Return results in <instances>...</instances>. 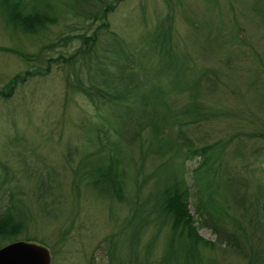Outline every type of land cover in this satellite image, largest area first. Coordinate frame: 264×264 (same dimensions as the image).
<instances>
[{
	"label": "trees",
	"instance_id": "16d2710c",
	"mask_svg": "<svg viewBox=\"0 0 264 264\" xmlns=\"http://www.w3.org/2000/svg\"><path fill=\"white\" fill-rule=\"evenodd\" d=\"M122 1L80 0L77 6L88 9L83 16L88 26L80 33L74 29L77 34L58 37L55 44L54 34L36 54L0 46V52L14 55L25 65L0 86V104L9 108L18 87L45 77L51 64L60 62L66 70L63 80L67 94L80 95L93 106L95 119H88L87 126L79 124L88 137V151L72 170L71 186L75 197H80L83 188L102 196L110 205L129 208V217L105 239L107 264H264V159L259 158L260 148L245 155L239 139L241 134L264 139V129L248 134L233 132L201 146L187 137L189 126L223 116V112L200 102V86L207 73L203 70L197 77L196 62L175 44L172 8L143 34L136 49H125L108 22L109 14ZM205 1L214 7L220 5L218 0ZM248 1L242 0L251 21L264 28V0ZM69 8L73 9V4H63V0H0V20L3 29L17 39H41L61 20L60 13L70 14ZM71 13L76 12L73 9ZM98 21L99 26L91 30ZM192 30L199 27L192 26ZM104 33L108 44L102 51L111 56L95 50L97 39ZM73 40L78 41L74 52L56 58L42 55L61 41ZM231 40L246 44L237 34ZM100 57V64H92ZM11 133L14 136L8 141L20 147L23 135L13 129L7 136ZM72 149L70 145L66 149L70 163ZM19 154L24 163L22 176L33 179L34 168L26 152ZM189 161L196 163L187 172ZM132 167L136 170L129 176L138 183L140 175V185H151L148 196L125 200L128 169ZM0 171L4 180L14 179L13 171L4 166ZM34 180L42 198L39 211L53 220L48 218L56 215L50 206L55 200L54 187L41 177ZM191 196L193 213L189 210ZM9 197L11 201L0 213V247L19 236L47 246L27 232L33 216L30 208ZM113 219L110 214L109 220ZM201 228L209 229L215 240L200 236Z\"/></svg>",
	"mask_w": 264,
	"mask_h": 264
},
{
	"label": "rangeland",
	"instance_id": "374dc122",
	"mask_svg": "<svg viewBox=\"0 0 264 264\" xmlns=\"http://www.w3.org/2000/svg\"><path fill=\"white\" fill-rule=\"evenodd\" d=\"M218 1L220 5L214 7L205 0H123L108 16L109 29L118 35L122 46L136 49L143 34L172 8L175 44L191 57L192 62H196L197 77L203 70L207 73L200 86V102L204 107L223 112L220 118L186 129V136L199 146L233 132L248 134L264 129V28L251 21L250 12L245 10L246 3L242 0ZM253 1L250 0V4ZM67 2L73 4L76 13L72 14L73 9L70 8V14L60 13L61 20L41 39H17L9 35V30L3 29L0 20V46L36 54L54 34L57 35L52 41L55 44L58 37L80 33L89 24L83 18L88 9L85 5L77 6L80 0H63V4ZM245 2L249 3L248 0ZM99 24V21L95 22L91 30ZM192 26L199 27V30L194 32ZM235 34L246 44L232 42ZM97 40L95 50L111 56L109 52L102 51L108 44V35L104 33ZM77 42L61 41L60 45L51 46L49 52L42 51V55L56 58L74 52L78 48ZM101 61L100 57L92 64L98 65ZM60 64L52 63L45 77L18 87L9 108L0 104V166L14 172V179L9 182L4 180L0 171V213L11 201L9 195L29 207L33 216L28 222L27 232L31 237L46 242L47 248L54 253L51 252L52 264H107L109 256L105 239L117 230L120 221L129 217L130 211L127 205H110L102 196L83 188L80 189V197L73 194L72 170L77 168L83 153L88 151V137L79 124L83 122L87 126L89 120L95 119L96 113L82 96L67 94L63 80L66 70ZM24 68V63L14 55L0 52V86ZM6 111H10L9 116H5ZM13 129L24 137H21L20 147L8 141V137L14 136V133L7 136ZM85 130L88 131L89 127ZM239 139L245 155L260 148L259 158L264 159L263 138L250 139L241 134ZM24 144L26 149L21 150ZM68 145L73 146L69 154L73 159L71 163L66 158ZM21 152H26L29 165L34 168L32 174L46 179L54 187L55 200L50 206L53 205L56 215L48 218L54 221L47 220L39 211L42 198L39 190L34 188L35 176L33 179L22 176L24 163ZM195 163L189 161L186 164L187 172ZM135 170L134 167L128 169L125 200L148 196L151 184L140 185L143 178L140 175L136 178L137 183L132 177ZM186 178L191 185L190 175L187 174ZM189 210L194 212L193 196L190 197ZM110 214L114 222L109 220ZM199 235L215 240V235L207 228L199 229ZM23 239L19 236L16 241ZM142 241L143 238L141 244ZM161 241L156 245V254ZM138 253H142L141 246Z\"/></svg>",
	"mask_w": 264,
	"mask_h": 264
},
{
	"label": "water",
	"instance_id": "95a60500",
	"mask_svg": "<svg viewBox=\"0 0 264 264\" xmlns=\"http://www.w3.org/2000/svg\"><path fill=\"white\" fill-rule=\"evenodd\" d=\"M47 248L42 245L15 241L0 248V264H50Z\"/></svg>",
	"mask_w": 264,
	"mask_h": 264
}]
</instances>
